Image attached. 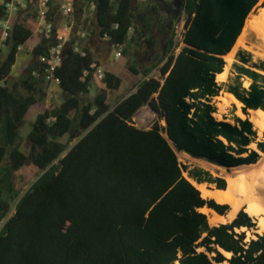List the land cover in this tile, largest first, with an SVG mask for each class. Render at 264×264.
<instances>
[{
	"label": "trees",
	"instance_id": "obj_1",
	"mask_svg": "<svg viewBox=\"0 0 264 264\" xmlns=\"http://www.w3.org/2000/svg\"><path fill=\"white\" fill-rule=\"evenodd\" d=\"M93 2L86 42L74 36L76 22L53 70L59 103L44 99L39 60L53 39L37 35L29 10L10 18L0 47V264H264V232L245 240L237 230L254 226L242 209L216 225L198 210L223 214L228 204L203 198L192 181L223 188L225 179L176 155L228 170L255 162L264 149L247 117L215 119L210 102L224 55L264 0H181L182 47L160 66L178 17L172 0ZM95 42L119 43L120 55L101 64L87 46ZM19 45L31 46V59L9 81ZM237 58L249 63L243 52ZM240 69L247 87L236 78L225 90L243 114L264 109V75ZM144 105L155 121L128 123ZM29 109L34 117L22 136Z\"/></svg>",
	"mask_w": 264,
	"mask_h": 264
},
{
	"label": "bare ground",
	"instance_id": "obj_2",
	"mask_svg": "<svg viewBox=\"0 0 264 264\" xmlns=\"http://www.w3.org/2000/svg\"><path fill=\"white\" fill-rule=\"evenodd\" d=\"M251 30L250 33L241 32L238 35L234 47L224 55L226 62L230 61L234 48L238 46L243 47L245 38L250 35H254L255 37L256 45L261 50L259 54H264V13L254 22ZM224 77L225 69L216 72L214 80L220 83L224 80ZM215 98V105L218 108H221L228 101H237L230 92H224L223 95H217ZM249 118L253 122V128L257 132L264 130V109H250ZM163 124L164 122L162 121L161 125ZM176 153L178 161L184 163L188 154L184 151H176ZM259 153L257 160L251 164L236 167L230 171H221L220 174L223 175L226 182L223 188L208 187L203 183L192 182L203 198H211L217 203L229 205L228 210L223 214H218L205 206L199 207L201 212L206 215L209 225L228 222L239 209H243L251 218L252 223H254V231L257 233L264 232V149ZM224 252L226 255H229V252Z\"/></svg>",
	"mask_w": 264,
	"mask_h": 264
},
{
	"label": "built area",
	"instance_id": "obj_3",
	"mask_svg": "<svg viewBox=\"0 0 264 264\" xmlns=\"http://www.w3.org/2000/svg\"><path fill=\"white\" fill-rule=\"evenodd\" d=\"M75 2L76 0H0V9L3 15L0 18V47H3V41L10 29V18L13 15H19L28 10L34 15L37 35L40 38L53 39V43L47 47V57H39V60L45 63L44 79L47 86L58 85V78L53 75V70L60 62L62 44L69 39L73 31V25L76 23L71 17L74 14ZM91 7L93 9L94 4ZM55 15L69 17V19L66 21H56ZM177 15L178 17L171 28L170 46L158 66L162 65L167 59L174 58L182 47L185 21L183 6L178 9ZM73 33L78 39L86 35L85 31L78 26ZM17 49L21 51L23 48L19 45ZM30 49L31 46L28 47V50ZM75 49H78L77 45ZM112 49L114 51V57H118L121 52V45L115 43ZM96 70L100 73V67H96ZM149 74L156 75L157 70L153 69ZM138 115L139 113L135 117H131L128 123L132 125L136 123L139 119ZM160 122V120H157L159 125H161Z\"/></svg>",
	"mask_w": 264,
	"mask_h": 264
},
{
	"label": "rangeland",
	"instance_id": "obj_4",
	"mask_svg": "<svg viewBox=\"0 0 264 264\" xmlns=\"http://www.w3.org/2000/svg\"><path fill=\"white\" fill-rule=\"evenodd\" d=\"M260 8H262V9H260ZM262 12L264 13V6H260L259 2H258L249 11V13L247 14L248 16L246 17L244 25H243V27H242L240 32L250 33L252 31L251 29L253 28L254 22L258 19V17L262 14ZM71 17H72L73 21L75 22L76 21V16L72 15ZM55 19H56V21H66V20L69 19V17H65V16H61V15H55ZM28 47H25V48L23 47V49L21 51H19V53L17 54V57H16L17 59H16L15 63L12 65L11 71H10L9 76H8V80L9 81H11V80L15 79L16 77H18V75L20 74L21 69L24 66V64L31 59V54L29 53ZM238 51L243 52V53H245L248 56L249 63L246 64L247 66L255 68V70H257L258 72H260L261 74L264 75V54H259V53H261V50L258 49V47L256 45L255 37H254V35H250V36H247L245 38V42H244V46L243 47L238 46V47L234 48V50L232 52V55H231V58H230V61L226 62L225 59H223L224 60V65L222 67V70L225 69L224 80H227L229 67L231 66L233 60L236 59L238 62L240 61L237 58ZM3 52H4V48H2V50L0 51V55L3 54ZM242 85H243V87H247V85H248L247 80H244L242 82ZM45 90H47V89L45 88ZM48 92H49V95H50L49 96L50 98H48V99H51L55 103H59L60 102L61 94H60L57 86H54V88L53 89L51 88L50 90H48ZM224 92H225V90L221 89L220 91H218V93L216 95H214L210 99V102L214 106V111L212 112L213 117L215 119H229L230 120V113H233V114H236V115H238L240 117H247V119L251 122V125H252V128H253V122L249 118L250 109H247L246 110V114H243L241 112V110H240L241 104L238 101H235L237 104L234 101L233 102L232 101H228L221 108H218L215 105V102H216L215 96L223 95ZM137 113H139L138 118L144 119V124L145 123L146 124L152 123L156 119L155 113H153L149 109V107L147 105L142 106L137 111ZM33 117H34V112H33L32 109H29L26 112V114H25V122L22 125V127L20 128V133H21L22 136H24L25 133L27 132V130L30 128V122L32 121ZM160 121L162 122L163 120H160ZM161 122H160V124H161ZM253 129L255 130V128H253ZM262 132H264V130H261L260 132H257L255 130V139H254V141H261V140L264 141V135L262 134ZM247 147L256 149L254 142H250ZM257 152H258V154H260L259 150H257ZM176 155H177V153H176ZM181 164H185L187 166H197V167H200V168H202L204 170H207L213 176H220V177H223V175L220 174L221 171H223V170L230 171L232 169V168H230V169L227 170L224 167H220V166L214 165L212 163L206 162V161L201 160V159H195V158H193V157H191L189 155L184 160V163H181ZM182 174L185 175V172L183 171ZM203 184L205 186H208V187H214L213 184H206V183H203ZM228 208H229V205H228ZM228 208L226 209V211L228 210ZM198 210L201 211L199 208H198ZM237 230H244L245 231V240H247L250 237H254V233H257L256 231H254V229H246L244 227L243 228L240 227ZM221 251H222V253L225 256H228V255H226V253L223 250H221ZM223 264H226V262H223Z\"/></svg>",
	"mask_w": 264,
	"mask_h": 264
},
{
	"label": "crops",
	"instance_id": "obj_5",
	"mask_svg": "<svg viewBox=\"0 0 264 264\" xmlns=\"http://www.w3.org/2000/svg\"><path fill=\"white\" fill-rule=\"evenodd\" d=\"M92 4H94L93 0H76V2H75V10H74V14L73 15L78 16V18L76 19L77 26L80 27L81 29H83L85 31V33H86L85 37L78 39V40H80L81 43H85L86 42V39H87V29H92L94 27V25H93V9L94 8L92 9V7H91ZM87 46H88L89 50L93 53V56L98 61H100L101 64L108 63V62H110L112 60H116L118 58V57H114V51H113L112 48L104 47V45L102 43L95 42L93 45L91 43V44H89ZM133 51H136V47H133L132 46V47L129 48V53L127 55V58L128 59H132L133 58V56H132V52ZM16 57H17V55H16ZM120 60L122 62L124 61L123 58H121ZM246 64H248V63H242L240 61L238 62L236 59L233 60L231 66L229 67V71H228V75H227V80H223L220 83H216L220 87L218 91H220L221 89H224L225 90L226 86L227 85H231L233 83V80H235L236 78H238V80L240 81V85L241 86H243L242 85V82L244 80H247V82L249 83L250 78L240 69V66H244V67H247L248 68V66ZM249 68L255 70L253 67H249ZM255 71H257V70H255ZM258 82L261 85H263V83H261L260 81H258ZM54 86L55 85H53V86H47L46 85L45 88L47 90H46V95H45V98H44L46 101L51 100V99H48V98H50L49 97L50 95H49L48 90H50L51 88L53 89ZM57 88H58V90H59V92L61 94V90L58 87V85H57ZM92 92H93V89L90 88V94ZM225 92H227V91L225 90ZM239 103L241 104V102H239ZM248 109H251V108H248ZM137 114L138 113L136 112L132 117H135ZM224 120L231 121L229 119H224ZM150 124L151 123H148V124L145 123L144 124V119H140L139 118L137 120V122L134 123L133 125L136 126V127L148 128L150 126Z\"/></svg>",
	"mask_w": 264,
	"mask_h": 264
},
{
	"label": "water",
	"instance_id": "obj_6",
	"mask_svg": "<svg viewBox=\"0 0 264 264\" xmlns=\"http://www.w3.org/2000/svg\"><path fill=\"white\" fill-rule=\"evenodd\" d=\"M172 3L176 9V12L178 11L179 4L181 3V0H172ZM148 106V105H147ZM149 107V106H148ZM164 122V121H163ZM169 141V140H168ZM170 142V141H169Z\"/></svg>",
	"mask_w": 264,
	"mask_h": 264
}]
</instances>
